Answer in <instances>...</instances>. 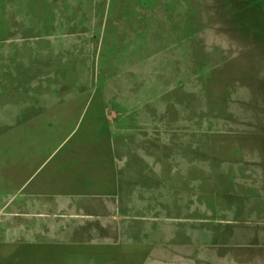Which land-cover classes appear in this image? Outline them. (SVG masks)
<instances>
[{"label": "rangeland", "instance_id": "rangeland-1", "mask_svg": "<svg viewBox=\"0 0 264 264\" xmlns=\"http://www.w3.org/2000/svg\"><path fill=\"white\" fill-rule=\"evenodd\" d=\"M75 128L49 166L78 150L115 229L30 243L7 172ZM0 264H264V0H0Z\"/></svg>", "mask_w": 264, "mask_h": 264}, {"label": "crops", "instance_id": "crops-1", "mask_svg": "<svg viewBox=\"0 0 264 264\" xmlns=\"http://www.w3.org/2000/svg\"><path fill=\"white\" fill-rule=\"evenodd\" d=\"M74 104L72 101H60L56 105L50 104L49 107L52 110L64 107L72 109ZM45 112L47 113L48 110ZM45 112L38 111L34 116L28 117L27 122L35 124L42 122L48 125V130L55 133L65 129V124L70 119L67 115H70L71 110L67 114L51 115L46 118L45 115H41ZM76 128L64 136L60 146L49 156L42 153L40 149L26 146L19 163L9 168L12 172L14 171L13 174L8 175L7 172L6 180L13 181V183L9 182L8 186L13 185L15 188V193L9 200L11 205H14L9 215L12 217V220L9 219V228L14 234L25 236L27 239L34 236L41 237V239L30 241V243L43 244V241H46L44 237L47 236L54 237L58 242L72 241L71 239L74 240L73 236L78 230H81L84 235H89L90 232L105 235L110 231L109 226L113 227L110 220L115 218V211L121 208V201L117 196H104L103 205L104 203L108 204V207L98 211L97 204L91 200L92 194L89 196L85 194L89 191L87 187L88 171L85 169L81 172V166L73 163L80 155L78 150L66 151L61 164L49 166L52 155L58 151ZM95 129L91 130H94L95 133L97 131ZM112 130L116 137L118 134L115 129L112 128ZM103 132L105 137H110L109 141L111 142L112 133L106 130ZM111 145L114 146V149L116 148L113 142ZM83 155L87 157L89 153ZM93 155L96 153L93 152ZM9 166L10 163L7 164V167ZM83 168L85 167L83 166ZM16 171L23 175L14 174ZM15 177H17L16 180ZM91 191L89 192L92 193ZM19 196L20 200L17 201ZM89 199L90 201H88ZM80 209L86 219H91L93 222L77 227L73 219L78 217ZM66 219H70L72 222L63 221Z\"/></svg>", "mask_w": 264, "mask_h": 264}]
</instances>
